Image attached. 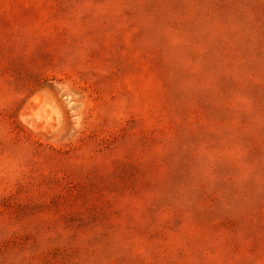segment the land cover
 Wrapping results in <instances>:
<instances>
[{"label": "rangeland", "instance_id": "obj_1", "mask_svg": "<svg viewBox=\"0 0 264 264\" xmlns=\"http://www.w3.org/2000/svg\"><path fill=\"white\" fill-rule=\"evenodd\" d=\"M0 264H264V0H0Z\"/></svg>", "mask_w": 264, "mask_h": 264}]
</instances>
